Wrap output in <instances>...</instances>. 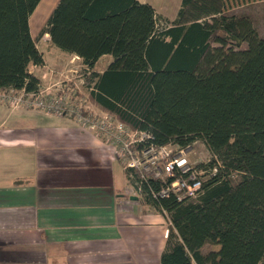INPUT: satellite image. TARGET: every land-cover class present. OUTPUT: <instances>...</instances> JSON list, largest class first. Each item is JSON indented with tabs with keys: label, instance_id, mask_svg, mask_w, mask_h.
<instances>
[{
	"label": "trees",
	"instance_id": "obj_1",
	"mask_svg": "<svg viewBox=\"0 0 264 264\" xmlns=\"http://www.w3.org/2000/svg\"><path fill=\"white\" fill-rule=\"evenodd\" d=\"M39 2L0 0V89L39 88L28 67L43 65L35 37L47 34L89 72L93 104L155 146L200 141L209 152L193 201L153 198L160 183H142L137 200L168 220L159 264H261L264 38L250 17L226 13V0H181L172 21L137 0H58L33 38Z\"/></svg>",
	"mask_w": 264,
	"mask_h": 264
},
{
	"label": "crops",
	"instance_id": "obj_2",
	"mask_svg": "<svg viewBox=\"0 0 264 264\" xmlns=\"http://www.w3.org/2000/svg\"><path fill=\"white\" fill-rule=\"evenodd\" d=\"M137 1L169 21L181 3ZM125 181L101 134L0 104V264H159L168 220L125 196Z\"/></svg>",
	"mask_w": 264,
	"mask_h": 264
},
{
	"label": "built area",
	"instance_id": "obj_3",
	"mask_svg": "<svg viewBox=\"0 0 264 264\" xmlns=\"http://www.w3.org/2000/svg\"><path fill=\"white\" fill-rule=\"evenodd\" d=\"M71 97L63 93L55 95L50 87L41 89L40 85L36 91L0 89V104L12 109L23 107L47 115L70 117L81 129L101 134L128 173L129 196L141 197L142 183L153 180L160 183L157 191L151 190L153 198L173 195L179 202L197 199L206 171L201 164L209 157L198 163L191 162L188 159L191 145L155 146L147 142L148 133L130 128L108 111L95 112L87 99L72 102ZM167 231L166 228L165 237Z\"/></svg>",
	"mask_w": 264,
	"mask_h": 264
},
{
	"label": "rangeland",
	"instance_id": "obj_4",
	"mask_svg": "<svg viewBox=\"0 0 264 264\" xmlns=\"http://www.w3.org/2000/svg\"><path fill=\"white\" fill-rule=\"evenodd\" d=\"M57 2L58 0H42L29 17V30L33 38ZM225 12L249 16L259 35L264 38V0H226ZM35 45L42 53L44 63L42 66L29 65L28 70L39 78L40 88L50 87L55 95L69 94L72 96L70 99L72 102L87 99V103L95 112H98L101 108L88 99L89 72L86 71L80 60L74 55L65 54L53 47L47 34L39 38L35 37ZM101 63V61L98 62L97 67ZM208 157L209 152L202 142L195 141L191 145L188 152L189 161L198 163L207 160ZM123 188L124 195L129 196L130 185L128 181L123 183ZM142 208L164 221V215L157 213L153 208L147 205L142 206ZM211 249H218V246H205L203 251L206 252ZM261 264H264V261Z\"/></svg>",
	"mask_w": 264,
	"mask_h": 264
},
{
	"label": "water",
	"instance_id": "obj_5",
	"mask_svg": "<svg viewBox=\"0 0 264 264\" xmlns=\"http://www.w3.org/2000/svg\"><path fill=\"white\" fill-rule=\"evenodd\" d=\"M137 198H138L137 196H129V199H130V200H133V201H136Z\"/></svg>",
	"mask_w": 264,
	"mask_h": 264
}]
</instances>
